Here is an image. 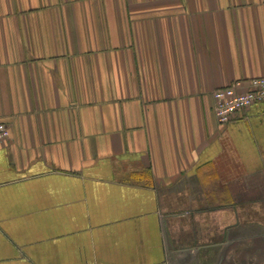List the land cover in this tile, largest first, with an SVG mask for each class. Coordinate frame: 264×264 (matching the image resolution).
Segmentation results:
<instances>
[{
  "label": "crops",
  "instance_id": "obj_1",
  "mask_svg": "<svg viewBox=\"0 0 264 264\" xmlns=\"http://www.w3.org/2000/svg\"><path fill=\"white\" fill-rule=\"evenodd\" d=\"M262 76L264 0H0V264L223 248L264 208V105L221 124L212 91Z\"/></svg>",
  "mask_w": 264,
  "mask_h": 264
},
{
  "label": "built area",
  "instance_id": "obj_2",
  "mask_svg": "<svg viewBox=\"0 0 264 264\" xmlns=\"http://www.w3.org/2000/svg\"><path fill=\"white\" fill-rule=\"evenodd\" d=\"M212 97L215 117L219 123L225 124L255 103L264 105V76L217 87L212 91ZM9 138L8 125L0 122V143Z\"/></svg>",
  "mask_w": 264,
  "mask_h": 264
},
{
  "label": "rangeland",
  "instance_id": "obj_3",
  "mask_svg": "<svg viewBox=\"0 0 264 264\" xmlns=\"http://www.w3.org/2000/svg\"><path fill=\"white\" fill-rule=\"evenodd\" d=\"M255 212H257V215H255ZM261 212H264V208H248L247 210V220L250 222L260 223L264 227V213L261 214ZM187 242V241H186ZM214 242L213 239H201L199 242L195 243L192 241H188L187 243L191 245H200L199 248H201L203 245H208L209 243ZM223 248H220L219 250H213L210 248L204 249L201 248L197 250L199 254L196 255V252H193L192 255H180L179 257V263L177 264H222L221 257L224 255V253H227L228 259H234L235 264H264V238L261 239H254V240H246L238 245H233L231 247V250L226 251L222 250Z\"/></svg>",
  "mask_w": 264,
  "mask_h": 264
},
{
  "label": "flooded vegetation",
  "instance_id": "obj_4",
  "mask_svg": "<svg viewBox=\"0 0 264 264\" xmlns=\"http://www.w3.org/2000/svg\"><path fill=\"white\" fill-rule=\"evenodd\" d=\"M244 228H243V231L239 234H235V235H232L230 236L231 238L228 239V240H224V247H223V251L226 250V251H229L231 250V247L233 245H238V244H241L242 242L246 241V240H254V239H261V238H264V227L261 225V223H256V222H247V223H244ZM214 242H219V239L216 240L213 239ZM206 248V247H205ZM213 250H219L220 249H213ZM227 253H224V255L221 257V259L223 260L222 261V264H235V261L234 259H228L227 258ZM221 264V263H220Z\"/></svg>",
  "mask_w": 264,
  "mask_h": 264
}]
</instances>
